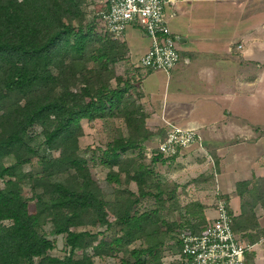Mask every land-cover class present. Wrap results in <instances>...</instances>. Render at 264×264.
I'll list each match as a JSON object with an SVG mask.
<instances>
[{
	"label": "trees",
	"instance_id": "trees-1",
	"mask_svg": "<svg viewBox=\"0 0 264 264\" xmlns=\"http://www.w3.org/2000/svg\"><path fill=\"white\" fill-rule=\"evenodd\" d=\"M90 3L0 0V264H102L97 256L118 255L114 264H181L164 260L168 243L177 255L182 232L204 230L205 204L182 205L180 184L159 172L160 161L180 153L160 152L167 127L147 123L141 85L154 69L131 61L127 41L114 37L100 13L105 3ZM99 119H119L124 128L115 125L88 156L83 121ZM95 159L108 168L104 179L93 171ZM214 175L210 168L193 180L211 185ZM236 191L241 212L230 205L233 229L257 242L264 176L237 181ZM145 198L154 202L143 206ZM50 234L65 235L64 256L50 252ZM254 258L249 250L245 264Z\"/></svg>",
	"mask_w": 264,
	"mask_h": 264
},
{
	"label": "crops",
	"instance_id": "crops-1",
	"mask_svg": "<svg viewBox=\"0 0 264 264\" xmlns=\"http://www.w3.org/2000/svg\"><path fill=\"white\" fill-rule=\"evenodd\" d=\"M166 10L173 33L181 39V58L170 73L156 69L143 78L147 123L156 129L169 120L200 130L204 148H187L181 159L167 161L172 168L181 161L186 172V161L198 153L202 158L193 163L196 172L183 183L173 175L167 178L186 185L184 189L192 184L203 189L207 185L198 186L193 179L214 168L216 201L218 193L228 195L234 214H239L236 182L264 176V0H169ZM123 39L131 61L139 65L150 36L132 24ZM192 198L204 202L207 219L217 216L216 201L212 206L195 194L186 197ZM257 214L264 225L262 206ZM251 244L255 264H262L260 240Z\"/></svg>",
	"mask_w": 264,
	"mask_h": 264
},
{
	"label": "built area",
	"instance_id": "built-area-1",
	"mask_svg": "<svg viewBox=\"0 0 264 264\" xmlns=\"http://www.w3.org/2000/svg\"><path fill=\"white\" fill-rule=\"evenodd\" d=\"M100 11L114 37L122 36L136 24L151 38V45L139 65L170 73L181 53L173 33L166 5L169 0H102ZM167 134L158 139L156 147L164 155L182 153L185 149L204 148L203 136L197 128L166 120ZM217 216L208 219L202 232H182V248L176 257L181 264H245L253 244L241 239L233 229L230 204L223 197L216 201ZM264 240V236L261 238Z\"/></svg>",
	"mask_w": 264,
	"mask_h": 264
},
{
	"label": "rangeland",
	"instance_id": "rangeland-1",
	"mask_svg": "<svg viewBox=\"0 0 264 264\" xmlns=\"http://www.w3.org/2000/svg\"><path fill=\"white\" fill-rule=\"evenodd\" d=\"M100 1L101 0H91V3L89 4V9H95L96 4L99 3ZM92 2H94V4ZM178 47H179V41H178ZM125 65L126 63L122 61V63L119 64L120 70H124ZM150 123L151 125L155 124V122L152 119L150 120ZM83 125L85 129V133L80 138V141H81L80 144H81L82 150H86L88 153V156H91L92 154L91 152L92 150H94V147H91V146H102V147L105 146L107 141L112 137V134L114 131L112 128H114L115 125H123V123L119 119L115 121V124H112L111 121H104V120L99 119L93 122H88L87 120H84ZM122 128H124V125L122 126ZM151 152L152 151H149V154H151ZM181 155L182 153H180L177 159H181ZM198 158H202V155L196 153L189 160L186 161L190 165V166L186 165V168L187 169L189 168L188 170H186V172H184L185 170L183 171L181 169L184 166L181 161L180 162L178 161L179 163H177V164H181L178 168L174 167L176 166L175 165L176 163L174 164L173 168L172 166L169 167L168 165L169 163L167 161L165 163H162L160 161L161 163L158 164L157 168H159L158 169L159 172L165 177H169L173 175L175 178H177V180H180L181 183H183L186 180H188L196 172V170H193L194 169L193 163L197 162ZM90 161H91L90 163L92 164L93 171L99 176L100 179H104V177L106 176L108 172V168L97 163L96 159L95 161L93 160H90ZM26 167L29 168V165L27 164ZM180 170L183 171V173H179ZM193 186L194 185L192 184V186L187 189L186 188L184 189L183 185L179 187V190L182 192V195H181L182 205L188 202L189 199H186V197H190L191 194L193 196L195 194V196L197 195L200 198H206L212 206L215 205L214 204V202L216 201L215 191L213 190V187L211 185H207V187L206 188L204 187L203 189H195V187ZM106 190L112 191V188L108 187L106 188ZM152 202H154L153 199L145 198L142 202V205L143 206L151 205ZM210 220H212V218ZM51 227L52 225L48 223L45 228L46 230H50ZM49 236L56 240V245L50 252L55 255L64 256L66 252L68 251V249L66 248V244H65V235L64 234H50ZM243 240H247V238L245 237V239ZM175 246H176L175 243L170 242V245L168 243V247L165 251V257H164V260L166 262L174 261L177 258L174 253ZM259 248L261 249V250L259 249V251L261 252V256L263 260L262 264H264V240L262 239H260ZM121 255L122 253L120 254V256ZM118 259H119V255L113 256V257H99V256L96 257V260L102 264H114L116 261H118Z\"/></svg>",
	"mask_w": 264,
	"mask_h": 264
},
{
	"label": "water",
	"instance_id": "water-1",
	"mask_svg": "<svg viewBox=\"0 0 264 264\" xmlns=\"http://www.w3.org/2000/svg\"><path fill=\"white\" fill-rule=\"evenodd\" d=\"M178 40H181L179 36L176 37Z\"/></svg>",
	"mask_w": 264,
	"mask_h": 264
}]
</instances>
